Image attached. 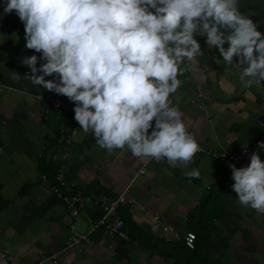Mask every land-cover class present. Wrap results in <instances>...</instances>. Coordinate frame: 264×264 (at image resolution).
<instances>
[{"label":"crops","instance_id":"crops-1","mask_svg":"<svg viewBox=\"0 0 264 264\" xmlns=\"http://www.w3.org/2000/svg\"><path fill=\"white\" fill-rule=\"evenodd\" d=\"M6 2L0 0V264H54L48 258L53 255L55 264H183L179 255L165 251V244L154 247L153 241L163 238V224L175 228L169 241L185 243L187 232L196 235L200 257L191 264H264V217L240 205L231 187L232 169L217 158L197 152L187 168L157 163L134 156L127 147L100 148L76 120L77 131L66 143L69 126L42 120L45 109L36 94L48 90L25 77L31 69L21 61L36 55L37 75L46 61L25 47L24 24L15 11L4 13ZM238 7L264 34V0H238ZM194 35L204 56L181 65L182 83L170 99L201 147L235 151L264 134V89L241 86L239 69L223 64L206 35ZM257 154L264 160V150ZM41 168L53 178L61 173L66 193L99 188L116 196L127 189L132 202H124L120 213L134 239H108L99 230L94 246L65 248L68 209L46 189ZM192 169L199 177L186 175ZM101 214L99 206H86L75 219L76 229L86 232Z\"/></svg>","mask_w":264,"mask_h":264},{"label":"clouds","instance_id":"clouds-1","mask_svg":"<svg viewBox=\"0 0 264 264\" xmlns=\"http://www.w3.org/2000/svg\"><path fill=\"white\" fill-rule=\"evenodd\" d=\"M13 11L25 47L46 61L37 75V56L23 58L31 69L25 77L75 102L81 130L109 151L127 147L183 168L193 162L199 144L170 97L182 83L181 65L201 51L195 33L239 69L241 86L264 89V34L238 0H7L4 13ZM53 74L58 80L45 79ZM230 168L240 205L264 214V160L253 153L247 166Z\"/></svg>","mask_w":264,"mask_h":264},{"label":"built area","instance_id":"built-area-1","mask_svg":"<svg viewBox=\"0 0 264 264\" xmlns=\"http://www.w3.org/2000/svg\"><path fill=\"white\" fill-rule=\"evenodd\" d=\"M203 56L204 51L201 46V51L196 57ZM36 98L43 104V106H45L46 111L53 109L61 114L62 123L65 126H69V129L65 133V141L66 143H70L72 136L77 131V126L73 122L75 121V102L70 101L66 96L57 94L54 91L38 93L36 94ZM153 129L154 126L149 131L151 132ZM261 143H264V134L254 138L250 143L240 147L235 151L216 149L206 150L199 145L200 151L198 152L207 153L217 158L223 166L230 168V165L234 164L237 168H240L249 164L251 155L253 153H259L264 150V147L260 146ZM2 150L3 148L0 145V155L2 154ZM147 160L150 161L154 159L148 158ZM144 170V167L141 168L139 173L144 172ZM41 181L44 183L47 190L66 203L68 213L65 216V224L69 233L65 248H87L94 246L97 242V232L99 230L102 232V237H106L108 239L117 237L123 240H128V233L125 229L124 220L120 213V206L124 202H132V198L127 197V189L123 190L116 196H109L105 193H85L81 190H76L73 193H66L64 190L67 187V182L61 173L55 174L54 181H51L44 176H41ZM89 205L99 206L102 210V214L86 232H80L76 229L75 219L81 210ZM261 215L264 217V214ZM154 218L158 220L159 216L155 215ZM161 231L162 232L160 236L165 240H169V235H173L176 232L175 228L168 224H163L161 226ZM184 240L185 244L192 248L194 246L195 234L192 232H187ZM48 258L54 264L57 263V255H53Z\"/></svg>","mask_w":264,"mask_h":264},{"label":"trees","instance_id":"trees-1","mask_svg":"<svg viewBox=\"0 0 264 264\" xmlns=\"http://www.w3.org/2000/svg\"><path fill=\"white\" fill-rule=\"evenodd\" d=\"M43 108L45 109V106H43ZM42 120L44 122L50 121L51 123L52 122L62 123V116L58 111L53 110V109H49L47 111L45 110V112L43 111ZM55 131L59 132V129L55 130ZM62 132L63 133L65 132V128L62 129ZM41 176H44L51 181H54V178L51 177L50 175H48V173L45 170H43L42 168H41ZM76 190H79V189L75 188L73 190H70L69 192L73 193ZM84 190H86V189H83V191ZM95 193H105V192H103L99 188H96ZM105 194H107V193H105ZM121 217H122V215H121ZM123 220H124V218H123ZM124 223H125V221H124ZM128 237H129V239L131 238L129 235H128ZM195 238H196V235H195ZM131 239H134V238H131ZM136 241L139 242L140 244L144 245V240H142L141 238L138 237L136 239ZM153 242L155 243L154 247H156V248H160L163 246L162 244H165V246H166L165 251L167 250L169 252V255H179V259L182 261L183 264H191V262L194 258L200 257V251L198 249L197 243L192 248H189L185 245L184 241H181V240L180 241H169V240H165L164 238H161V239L153 241ZM161 252H163V248H161Z\"/></svg>","mask_w":264,"mask_h":264},{"label":"water","instance_id":"water-1","mask_svg":"<svg viewBox=\"0 0 264 264\" xmlns=\"http://www.w3.org/2000/svg\"><path fill=\"white\" fill-rule=\"evenodd\" d=\"M262 121L264 122V118H262Z\"/></svg>","mask_w":264,"mask_h":264},{"label":"bare ground","instance_id":"bare-ground-1","mask_svg":"<svg viewBox=\"0 0 264 264\" xmlns=\"http://www.w3.org/2000/svg\"><path fill=\"white\" fill-rule=\"evenodd\" d=\"M148 159V158H147Z\"/></svg>","mask_w":264,"mask_h":264}]
</instances>
